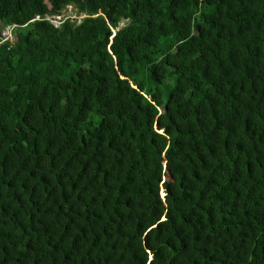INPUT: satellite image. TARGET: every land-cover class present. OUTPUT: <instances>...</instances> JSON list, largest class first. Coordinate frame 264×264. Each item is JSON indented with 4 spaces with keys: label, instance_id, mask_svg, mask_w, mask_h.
Instances as JSON below:
<instances>
[{
    "label": "trees",
    "instance_id": "obj_1",
    "mask_svg": "<svg viewBox=\"0 0 264 264\" xmlns=\"http://www.w3.org/2000/svg\"><path fill=\"white\" fill-rule=\"evenodd\" d=\"M5 23L0 264H264V0H0Z\"/></svg>",
    "mask_w": 264,
    "mask_h": 264
},
{
    "label": "clouds",
    "instance_id": "obj_2",
    "mask_svg": "<svg viewBox=\"0 0 264 264\" xmlns=\"http://www.w3.org/2000/svg\"><path fill=\"white\" fill-rule=\"evenodd\" d=\"M34 17L28 21H34V20H46L47 22L56 25V22L58 21H62L63 19H67L69 22H75L78 23L82 17H84V13H78L76 14L71 5H67L66 6V10L65 11H58V13H54L51 15L48 14H34ZM126 20V19H123ZM122 21V20H121ZM127 21V20H126ZM19 26H23V25H18V24H8L5 23L3 25H1V32H0V43L2 42H13L15 35H13V29L15 27H19Z\"/></svg>",
    "mask_w": 264,
    "mask_h": 264
},
{
    "label": "rangeland",
    "instance_id": "obj_3",
    "mask_svg": "<svg viewBox=\"0 0 264 264\" xmlns=\"http://www.w3.org/2000/svg\"><path fill=\"white\" fill-rule=\"evenodd\" d=\"M126 23V20H122L118 23V26L124 25Z\"/></svg>",
    "mask_w": 264,
    "mask_h": 264
}]
</instances>
